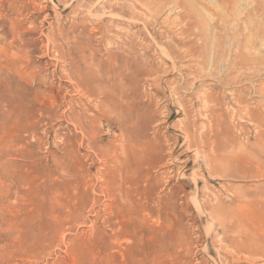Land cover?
<instances>
[{
  "label": "rangeland",
  "instance_id": "374dc122",
  "mask_svg": "<svg viewBox=\"0 0 264 264\" xmlns=\"http://www.w3.org/2000/svg\"><path fill=\"white\" fill-rule=\"evenodd\" d=\"M263 129L264 0H0V264H250Z\"/></svg>",
  "mask_w": 264,
  "mask_h": 264
},
{
  "label": "bare ground",
  "instance_id": "6f19581e",
  "mask_svg": "<svg viewBox=\"0 0 264 264\" xmlns=\"http://www.w3.org/2000/svg\"><path fill=\"white\" fill-rule=\"evenodd\" d=\"M21 1V0H20ZM65 1V0H64ZM23 5V4H22ZM69 5V4H68ZM16 7V6H15ZM116 7H114V9H115ZM158 8V7H157ZM118 9V8H117ZM116 9V10H117ZM34 10V9H33ZM112 10V9H111ZM119 10V9H118ZM17 12V11H16ZM99 12V11H98ZM109 12H110V10H109ZM22 13H24V12H22ZM39 13V12H38ZM130 17H129V20L130 21H132V22H136L137 21V19H136V13H135V11H134V9H132L130 12ZM110 14V13H109ZM112 14V13H111ZM110 16H112V15H110ZM116 18H117V16H116ZM18 19V18H17ZM99 19V18H98ZM5 20V19H4ZM13 21V20H12ZM139 21V20H138ZM145 23V22H144ZM97 25V24H96ZM113 25V24H112ZM150 26H153V25H155L154 23L153 24H149ZM148 25V26H149ZM143 26H144V29H146L147 28V25L146 24H143ZM165 26V25H164ZM167 26V25H166ZM74 29V28H73ZM107 31V30H106ZM130 35H132V34H130ZM122 36V35H121ZM147 38V37H146ZM77 39V38H76ZM127 42V41H126ZM186 43H187V45H188V48H187V52L190 54V55H192V56H198V60H199V57L200 58H203V56H201V53H203L204 52V49H205V47H206V41L204 42V41H202V43H201V45L200 46H197L192 40H188V41H186ZM47 46V45H46ZM123 49H124V51L125 52H127V54H125L124 55V51H122L121 52V55L123 54L124 55V58H126L127 59V62L129 63V65L132 63V62H137V60H138V58H139V55L137 54V49H138V43H137V41L135 40V38L134 37H131L130 38V40L128 41V43L127 44H124L123 45ZM109 48V47H108ZM163 53V54H162ZM162 55L164 56L163 58H164V60L165 61H170L171 63H174V60L172 59V56H171V54H169V53H167L165 50H163L162 49ZM55 54V53H54ZM117 54V53H116ZM187 54V53H186ZM111 54H109V56H110ZM189 56V55H188ZM130 62H129V61ZM110 62V61H109ZM199 63H202V65H203V61H199ZM205 64V63H204ZM131 66V65H130ZM147 66V65H146ZM174 66V65H173ZM190 67V66H189ZM193 68V67H192ZM175 69V68H174ZM178 69V68H177ZM172 70V69H171ZM202 71H203V69H201ZM53 72V71H52ZM150 74H152V72L151 71H148ZM159 72V70L158 71H156V72H154V74H156V73H158ZM171 72V71H170ZM162 73H163V70H162ZM169 73V72H168ZM180 74V73H179ZM182 74V73H181ZM166 75H168V74H166ZM152 76V75H151ZM110 78V77H109ZM108 78V79H109ZM104 79V78H103ZM157 78H153L152 80H156ZM163 79V78H162ZM112 80V79H111ZM151 80V81H152ZM159 80V79H158ZM74 81H76V80H74ZM170 81V80H169ZM113 82H115V81H111V83H113ZM173 85V84H172ZM112 86L113 85H110V87L108 86V87H104L105 89L104 90H106L107 92V94L103 91L102 92V94H103V98H108L109 96H110V94H113L114 92H113V88H112ZM178 86V85H177ZM82 96V95H81ZM205 96V95H204ZM203 96V97H204ZM258 97V96H257ZM240 98V97H239ZM239 98H237V99H239ZM213 99V98H212ZM208 100V99H207ZM239 102L241 103L242 101H240L239 100ZM110 103H111V101H110ZM262 105V104H261ZM47 108V107H46ZM184 109V108H183ZM80 110V109H79ZM182 110V109H181ZM250 114V113H249ZM200 116V115H199ZM261 119V122H262V118H260ZM252 120V119H251ZM255 121H256V119H255ZM260 121V120H259ZM257 122H258V119H257ZM255 123V122H254ZM263 123V122H262ZM256 125V124H255ZM258 125V124H257ZM260 126V125H259ZM262 126V125H261ZM189 127V126H188ZM256 127H258V126H256ZM191 127H189V129H190ZM201 128V127H200ZM212 129V128H211ZM260 129V128H259ZM209 132V131H208ZM208 132H207V134H208ZM246 132V131H245ZM244 132V133H245ZM257 132V131H256ZM210 133V132H209ZM217 133H218V131H217ZM243 133V134H244ZM186 134H187V136L188 137H191V135L193 134H190V131L189 130H187V132H186ZM185 134V135H186ZM215 134V133H214ZM212 135H213V133H212ZM244 135H247V133L246 134H244ZM187 136H186V138H187ZM202 136V135H201ZM216 136V135H215ZM193 138H195V137H193ZM201 138H204L203 136L201 137ZM206 138V137H205ZM212 138V137H211ZM210 138V139H211ZM255 138H257L256 140L260 143V144H262V145H264V129L263 130H259L258 131V133L256 134V137ZM188 139H190V138H188ZM192 139V138H191ZM190 139V140H191ZM196 139V138H195ZM228 140H229V138H228ZM246 140V139H245ZM194 141V140H193ZM203 141V140H202ZM248 140H246V142H247ZM205 142H206V139H205ZM204 142V143H205ZM249 142V141H248ZM257 142V143H258ZM190 143V142H189ZM192 143V142H191ZM194 143V142H193ZM207 143H208V139H207ZM253 143V142H252ZM256 143V144H257ZM203 144V143H202ZM206 144V143H205ZM193 145V144H192ZM249 145V144H248ZM261 145V146H262ZM191 146V145H190ZM198 146H199V144H198ZM257 146V145H256ZM201 147V146H200ZM199 147V148H200ZM258 147H259V145H258ZM257 147V148H258ZM264 147V146H263ZM214 149H216V148H214ZM259 149V148H258ZM213 150V149H212ZM260 150L262 151V149L260 148ZM206 151V150H205ZM213 151H215V150H213ZM218 152V151H217ZM258 152V151H257ZM263 152V151H262ZM205 153V152H204ZM203 153V154H204ZM216 153V152H215ZM214 153V154H215ZM211 154V153H210ZM213 154V153H212ZM213 154V155H214ZM253 154V156H254V153H252ZM261 154V153H260ZM195 155V154H194ZM217 155V154H216ZM259 155V154H258ZM204 156H207V154H205ZM227 156V155H226ZM201 157V156H200ZM208 157V156H207ZM212 157V156H211ZM220 157V156H219ZM257 157V156H256ZM213 158V157H212ZM221 158V157H220ZM249 158V157H248ZM207 160H208V158H206ZM224 159V158H223ZM221 159H219L218 158V156L215 158V161H216V164H217V162L218 163H220L221 161H220ZM260 160V159H259ZM262 160V159H261ZM264 160V159H263ZM245 161V160H244ZM243 161V162H244ZM246 161H248V159L246 160ZM250 161V160H249ZM256 161V160H255ZM251 162V161H250ZM263 163H264V161H262ZM209 166H211V170H209V171H212V173H213V170H215L217 167H213L212 168V166H213V164H212V162L209 160ZM242 163V162H241ZM245 163V162H244ZM215 164V163H214ZM215 164V165H216ZM246 164V163H245ZM245 164H244V166H245ZM240 165V164H239ZM247 165V164H246ZM250 165V164H249ZM257 164H255V167H254V165H253V167H249L248 165L246 166V167H243V165L241 166H237L236 165V167H235V169H236V172L235 173H237V174H241V175H243V176H247V175H250L251 176V178H257V179H263L264 180V170L262 169L263 168V166H261V165H257ZM217 166V165H216ZM222 168V167H221ZM213 169V170H212ZM220 171H222V170H220ZM215 172V171H214ZM253 172L255 173V175L252 177V174H253ZM211 173V174H212ZM217 173V172H216ZM216 173H214V174H216ZM217 175V174H216ZM219 175V174H218ZM231 176V175H230ZM195 182V181H194ZM195 184V183H194ZM196 187V186H195ZM195 189V188H194ZM215 198H217V197H215ZM217 200V199H216ZM218 202V201H217ZM235 202V201H234ZM243 202H244V204H243ZM243 202H241L240 204H237V208H238V211H243L244 209H248L250 206H249V203H245L246 201H243ZM220 205H221V203H219ZM235 209V208H234ZM199 211V210H198ZM220 211V210H219ZM203 216V215H202ZM211 218H212V216H211ZM246 225H248V222H246ZM242 226V221H240V220H236V221H234V223L233 224H230L227 228L228 229H225V232H227L229 229H236V228H240ZM230 248H231V251H229V252H227L226 253V255H227V257H229V258H237V256H238V258H237V260L238 261H241V260H244V262H250V264H252L253 263V261L255 260V259H257V258H264V237L261 235L260 237H259V235L257 236V237H254L252 234H240V235H238V236H236V238L235 239H232V240H230ZM205 251V250H204ZM219 263V262H218ZM227 264H229V263H227Z\"/></svg>",
  "mask_w": 264,
  "mask_h": 264
}]
</instances>
